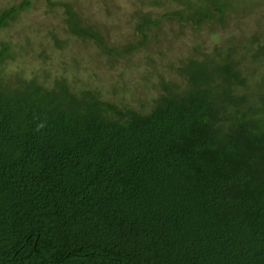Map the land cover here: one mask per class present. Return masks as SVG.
<instances>
[{"label":"trees","instance_id":"obj_1","mask_svg":"<svg viewBox=\"0 0 264 264\" xmlns=\"http://www.w3.org/2000/svg\"><path fill=\"white\" fill-rule=\"evenodd\" d=\"M171 1L159 15L138 9L119 46L57 5L63 32L93 41L110 69L156 43L142 76L156 94L135 89L134 102L68 76L5 74L15 47L0 42V264H264V39L227 32L167 61L152 35L164 22L227 28L238 11L236 0ZM31 4L2 8L0 30Z\"/></svg>","mask_w":264,"mask_h":264},{"label":"rangeland","instance_id":"obj_2","mask_svg":"<svg viewBox=\"0 0 264 264\" xmlns=\"http://www.w3.org/2000/svg\"><path fill=\"white\" fill-rule=\"evenodd\" d=\"M23 0H0V10ZM31 7L21 15L16 24L8 29L0 30V42L10 41L14 45L15 58L4 65L5 74L24 72L27 78L39 75L45 83L52 82L56 77L68 76L76 82L77 88L81 86L102 88L104 99H122L126 102L134 99V90L139 91V100L144 94L150 92L156 94L154 89L148 85L145 89L142 76L149 72L146 58L154 53L156 43L151 41L147 49L140 50L131 56V61L125 65L121 60L119 65L110 69L108 59L90 40H77L71 35L63 32L64 8L57 6L64 2L69 3L73 9L83 18L84 23L94 26L105 42L111 46L125 44L132 39L131 32L137 19L134 13L138 9H151L155 15L174 8L171 0H30ZM158 2L160 5H154ZM234 11L229 16L227 28L212 25L204 27L202 31H194L189 26L181 28L177 23L164 22L161 29L155 30L152 35H158L162 42L163 59L179 58L188 55L192 46L201 41L207 50L216 43L225 44L227 32L234 34L237 38L246 36L248 38L257 34L261 40L264 39V0H236ZM236 12V13H235ZM242 12V13H241ZM50 32L59 35V39L66 41L65 51L55 49V43L48 38ZM25 35H31L33 41L29 51L23 53ZM153 40V39H152ZM247 41V40H245ZM225 42V43H224ZM161 56L155 54V58ZM124 70L125 83H119L118 92H113L111 82L119 78L120 69ZM80 67V71L78 68ZM47 75V77H45ZM122 81V80H121ZM142 86V87H141ZM143 88V89H142ZM101 89V90H102ZM133 93V94H132ZM134 102V101H133Z\"/></svg>","mask_w":264,"mask_h":264},{"label":"clouds","instance_id":"obj_3","mask_svg":"<svg viewBox=\"0 0 264 264\" xmlns=\"http://www.w3.org/2000/svg\"><path fill=\"white\" fill-rule=\"evenodd\" d=\"M41 127H43V125H41Z\"/></svg>","mask_w":264,"mask_h":264}]
</instances>
